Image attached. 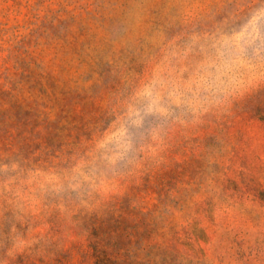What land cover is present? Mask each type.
<instances>
[{
    "label": "rangeland",
    "instance_id": "rangeland-1",
    "mask_svg": "<svg viewBox=\"0 0 264 264\" xmlns=\"http://www.w3.org/2000/svg\"><path fill=\"white\" fill-rule=\"evenodd\" d=\"M0 264H264V0H0Z\"/></svg>",
    "mask_w": 264,
    "mask_h": 264
}]
</instances>
